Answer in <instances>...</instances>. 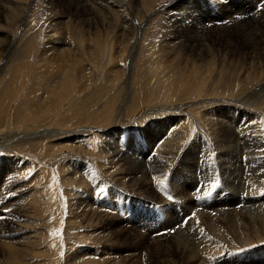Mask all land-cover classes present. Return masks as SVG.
Masks as SVG:
<instances>
[{
	"label": "rangeland",
	"instance_id": "1",
	"mask_svg": "<svg viewBox=\"0 0 264 264\" xmlns=\"http://www.w3.org/2000/svg\"><path fill=\"white\" fill-rule=\"evenodd\" d=\"M263 6L0 0V196L14 204L0 208L5 238L13 240L0 248V263L18 250L25 264H131L128 255L137 264H191L175 249L184 238L199 264H264L263 229L213 221L223 208L238 214L226 218L237 225L245 214L264 217ZM230 18L235 27L216 31L196 50L189 46L192 26L210 30L211 21L220 27ZM241 25L253 31L241 32ZM235 136L237 167L219 155L233 148ZM108 138L120 149L113 161L102 150ZM167 154L177 156L154 175L151 162ZM142 161L155 202L138 198L137 186L125 180ZM68 168L77 178H66ZM233 182L239 193L230 197ZM177 186H188L183 199ZM88 199L100 217L95 208L79 216L84 208L75 210L77 204ZM214 200L219 204H209ZM111 215L118 222L110 231ZM132 226L144 237L139 251L129 247L135 239L124 241ZM161 238L167 246L156 251L152 241Z\"/></svg>",
	"mask_w": 264,
	"mask_h": 264
},
{
	"label": "bare ground",
	"instance_id": "2",
	"mask_svg": "<svg viewBox=\"0 0 264 264\" xmlns=\"http://www.w3.org/2000/svg\"><path fill=\"white\" fill-rule=\"evenodd\" d=\"M254 2V1H253ZM257 7V6H256ZM255 7V8H256ZM264 7V6H263ZM262 7V8H263ZM239 9V8H238ZM244 10V9H243ZM242 11V10H241ZM247 12V11H246ZM250 12V11H249ZM240 13V12H239ZM257 13H260V12H256L255 14V16L253 15V17H257V16H260L261 15V13L260 14H257ZM244 14V13H243ZM192 15V14H191ZM237 15V14H236ZM208 16V15H207ZM175 17V16H174ZM186 17V16H185ZM236 17V16H235ZM238 17V16H237ZM252 17V18H253ZM254 18V19H255ZM187 19V18H186ZM193 19V18H192ZM234 19L235 18H230L229 19V21H227V22H223L221 25L222 26H217V24H215L214 25V22H210V24H211V29L210 30H207V29H200V28H196V27H193L192 26V29H191V31H189L188 32V36L190 37L191 36V38H190V44H189V46H191V47H195V50H196V47H201L202 45H203V42L205 41V40H207L209 37H211L212 35H214L215 34V32L216 31H219V30H222V31H226V30H228L230 27H233L234 26ZM190 20V19H189ZM236 20V19H235ZM264 20V19H263ZM200 21V20H199ZM196 25H198V24H196ZM235 26H236V24H235ZM234 26V27H235ZM240 26V25H239ZM239 26H237L238 28H239ZM252 25H245V26H242L241 25V32H248V31H253V29H252V27H251ZM219 27V28H218ZM246 27H248L247 29H246ZM186 29V28H185ZM187 33V31L185 32V34ZM187 35V34H186ZM187 38V37H186ZM181 43V42H180ZM188 45V44H187ZM185 47V46H184ZM23 78V77H22ZM145 85V84H144ZM186 90V89H185ZM140 93H141V90H140ZM137 98V97H136ZM158 100V99H157ZM26 104V103H25ZM152 104V103H151ZM170 110V109H169ZM155 111H157V109L155 110ZM53 118V117H52ZM44 121V120H43ZM220 121V120H219ZM219 121H218V123H219ZM222 122V121H221ZM224 124V123H223ZM222 125V124H221ZM220 126V125H219ZM227 126H228V124H227ZM222 127V126H221ZM231 127V126H230ZM222 129V128H221ZM220 129V130H221ZM47 130H49V129H47ZM60 131V130H59ZM97 131V130H96ZM233 131H234V133L235 134H238L236 131H235V129H233ZM46 132V134H47V131H44V132H42V131H40V135L41 134H44ZM228 132H231V130L230 129H228V130H226V133H228ZM38 134V133H37ZM165 134V133H164ZM234 134V135H235ZM111 135V134H110ZM102 136V135H101ZM100 137V136H99ZM162 137V136H161ZM105 138H107V137H105ZM230 138H232V135L230 136ZM104 139V138H103ZM105 140V139H104ZM236 140V141H235ZM235 140H231V145H230V147H233L231 150H226L225 148V150L224 151H222V153H219V155L222 157V158H226L227 159V162H231L232 163V166L233 167H237V161L239 160V159H241V155L239 156L238 154H239V152H240V154H241V151H239V142L237 143V136H235ZM108 141H110V139L108 138V139H106V144L104 145V147H102L103 149V151H104V153L106 154H108L109 153V155H112V156H110L111 157V161H113L115 158H117L118 156H119V152L120 151H118V150H120L119 148H118V146H115L114 144H112V142H108ZM239 141V140H238ZM249 141V140H248ZM227 143V142H226ZM215 145H216V143H215ZM223 146V145H222ZM164 147H165V145H164ZM219 147V146H218ZM169 148V147H168ZM247 148V147H246ZM194 149V148H193ZM189 150V149H188ZM189 151H191V153H193V154H195V151L194 150H189ZM221 151V150H220ZM160 152V151H159ZM174 154V153H173ZM172 154V156H170V157H168L169 155L167 154V156L166 157H168L167 159H165V160H162V159H158V158H155V159H153L154 161H152L151 163L152 164H150L151 165V168H152V170H153V174L155 175L156 173H162V171H163V167H168V166H170V160L169 159H172V158H174V157H176L177 156V154L176 155H173ZM141 156V155H140ZM147 156V155H146ZM191 155H189V156H187L186 157V159H184V157L182 158V159H184L183 160V162L186 164L187 163V165L189 164V162H188V157H190ZM66 158V157H65ZM108 158V157H107ZM164 158V157H163ZM125 159H127V158H125ZM118 160V159H117ZM160 160V161H159ZM146 161V160H145ZM145 161H142L141 163H138L136 166H134L133 167V169H131V170H129L128 171V173H126V177H125V180H127V181H129V187H131V188H133V187H136L137 186V188H138V190H137V194H138V198H144V199H147V200H149V201H153V202H155L154 200H156L157 199V196H155L154 195V192H153V190L151 189V184L149 183V181L146 179V173H145ZM239 161H241V160H239ZM129 162V161H128ZM147 163V162H146ZM160 163V165L159 166H157V167H155V164H159ZM183 163V164H184ZM230 163V164H231ZM135 164V163H134ZM133 164V165H134ZM148 164V163H147ZM226 164H228V165H230L229 163H226ZM225 164V165H226ZM240 164V163H239ZM172 165V164H171ZM253 165V164H252ZM131 166V165H130ZM185 167V166H184ZM232 167V168H233ZM186 168V167H185ZM68 169H71L72 171L74 170V168H68ZM83 169V165H82V167H81V170ZM123 169H125V168H123ZM151 170V169H150ZM228 170V169H227ZM233 170L234 171H232V174L234 175V172L236 171L234 168H233ZM239 171V170H238ZM225 174V173H224ZM230 175V174H229ZM69 176L70 177H66L67 179H71V180H74L75 179V177L77 176L76 175V173L73 171V173L71 172L70 174H69ZM225 176V175H224ZM228 177V176H227ZM77 178V177H76ZM225 178H226V176H225ZM245 178V177H244ZM247 179V178H246ZM237 180V179H236ZM188 181V180H187ZM226 182V181H225ZM232 182V181H231ZM230 182V183H231ZM248 182H249V179H248ZM250 182H251V180H250ZM249 182V183H250ZM117 183H118V181H116V185H117ZM124 183L125 182H123V183H120V184H122L123 186H124ZM252 183V182H251ZM126 184V183H125ZM118 185H119V183H118ZM117 185V186H118ZM185 185V184H184ZM187 185H188V183H187ZM126 186V185H125ZM230 186V187H229ZM228 187L229 188H227L228 190H231L232 188V190L231 191H229V193H230V197H234L235 196V194H237V192L238 191H234L235 190V187L237 186V183H235V182H233L232 183V185H229ZM252 186V185H251ZM8 187V186H7ZM130 188V189H131ZM187 188H188V186L186 187V186H177V188H175L176 190H177V192H178V189L179 190H181V191H179L178 192V198L180 199H183L184 198V191L183 190H186L187 191ZM250 188V187H249ZM226 189V190H227ZM12 190V189H11ZM250 190V189H249ZM252 190V189H251ZM12 191H15V190H12ZM11 191V192H12ZM254 191V190H253ZM9 192V191H8ZM7 192V193H8ZM5 193V192H4ZM134 193V192H133ZM135 193V194H136ZM239 193V192H238ZM136 194V195H137ZM242 194V193H241ZM5 195V194H4ZM4 195H2L1 194V196H0V208L1 209H5V207L6 206H8L9 205V203H11V202H8L6 199H5V197H6V195L4 196ZM9 196H11V194H8ZM177 195V194H176ZM218 197V196H217ZM240 197V196H239ZM27 198V197H26ZM137 198V199H138ZM161 198V197H160ZM15 199H17V198H15ZM159 199V198H158ZM4 200H6L7 202L5 203V205L3 204L4 203ZM140 200V199H139ZM263 200V199H262ZM88 201H89V199L88 200H83L82 202H81V204L80 203H78L77 204V208L75 209V210H79V209H81L82 207L84 208V214L83 213H81L82 215H79V216H85L88 212H90V210H88V209H94V212H93V214L96 216V217H100V215H99V211L98 210H96V207H92L91 205H90V203H88ZM13 202V201H12ZM16 202H18V201H16ZM84 203V204H83ZM157 203V202H156ZM224 203V202H223ZM259 203V202H258ZM185 204V206L184 207H186L187 208V206H190V202H189V200H185V201H183V205ZM209 204H211V205H218L219 203H216V201L214 200V201H209ZM253 204V203H252ZM14 204H10L9 206H13ZM80 205V206H79ZM84 205V206H83ZM130 205V204H129ZM131 205H134V204H131ZM224 205V204H223ZM222 205V206H223ZM234 205V204H233ZM19 206V205H18ZM100 206V205H99ZM219 206H221V205H219ZM15 207V206H14ZM74 207V206H73ZM128 207V206H127ZM230 207V206H229ZM257 207V206H256ZM260 207V206H259ZM75 208V207H74ZM73 208V209H74ZM97 208H98V206H97ZM231 208V207H230ZM254 208H255V206H254ZM212 209V208H211ZM113 211L115 210L114 209V207H113V209H112ZM262 210V209H261ZM82 211V212H83ZM103 211V210H102ZM124 211V210H123ZM237 211V210H236ZM260 211V210H259ZM255 212V211H254ZM124 213V212H123ZM219 213H220V215H221V217H219L217 220H213L214 221V223H221V224H223V223H227L228 225H229V223H230V227H240V225H241V227L244 229V226H246V225H249V224H252L253 225V227H254V229L256 228V227H260V229H263L264 230V217H257V216H254V217H256V218H253L252 216L253 215H251L250 214V216L249 215H242L241 216V218L239 219V223H238V225H237V221L238 220H232V223L230 222V221H227V219L226 218H228L229 217V215H233V214H235L236 215V217H237V215L238 214H236L233 210L232 211H229V210H227L226 208L224 209H220V211H219ZM261 213H263V211L261 212ZM260 213V214H261ZM78 215V214H77ZM76 215V216H77ZM228 216V217H227ZM262 216V215H261ZM73 217V216H72ZM111 217V218H110ZM109 217V219H108V217L107 218H104V219H108V226L111 224V223H116V222H118L117 221V219L118 218H116V217H114V216H110ZM170 217V219H168ZM210 217V216H209ZM74 218H76V217H74ZM116 218V219H115ZM167 218V220H163V221H159L158 223H165L166 221H169V220H171L173 217L172 216H168V217H166ZM206 219V218H205ZM232 219H233V217H232ZM98 220V219H97ZM99 220H100V218H99ZM230 220V219H229ZM243 220V221H242ZM245 220V221H244ZM236 221V222H235ZM103 222H105V220L103 221ZM110 223V224H109ZM240 224V225H239ZM209 225V224H208ZM227 226V225H226ZM111 227H112V225H110V231L112 230L111 229ZM133 227V229H131V230H128V229H126L125 228V230L123 231L124 233V235H126L125 236V239H124V241H127L128 239L130 240V239H135V241H133L134 242V244H133V246L131 245V246H129V247H134V249L136 250V251H139V248H140V246H141V248L143 247V240H144V237L143 236H135V232L133 231L134 229H135V226H132ZM211 227V226H210ZM212 227H214V226H212ZM217 227V226H216ZM215 227V228H216ZM219 227V226H218ZM223 227V226H222ZM221 227V228H222ZM220 228V229H221ZM12 229H14V228H12ZM130 229V228H129ZM209 229V228H208ZM217 229V228H216ZM259 229V228H258ZM236 230V229H235ZM237 230H238V228H237ZM220 232H221V230H219ZM244 231V230H243ZM8 233H9V229H8V224H6V223H0V248L2 247V248H10L11 247V244L13 243V240L12 239H9V238H5V237H7L8 236ZM137 233V232H136ZM180 233V232H179ZM214 233V232H213ZM15 234V233H14ZM156 234V232H151L150 231V233H148L147 235H152V236H154ZM13 235V234H12ZM34 235V234H33ZM37 235V234H36ZM106 235V234H105ZM213 236H214V234H213ZM4 237V238H3ZM135 237V238H134ZM214 237H216V236H214ZM177 238H178V236H177ZM217 238V237H216ZM25 239V238H24ZM32 239H34L33 237H32ZM188 239V238H187ZM215 239V238H214ZM183 240H185L184 238H183ZM183 240L181 239V241H179L176 245H175V249L177 250V251H179L180 252V256L182 257V259H183V261H184V263H185V260H186V258H188V259H192L191 260V264L192 263H194V264H199L198 263V261L200 260H198V256H196V255H194V256H196V260H193V255L192 254H194V250H193V247L192 246H190V245H188V244H186V243H184L183 242ZM20 241H21V239H20ZM172 241H174V240H172ZM188 241V240H187ZM16 242H17V240H16ZM16 242H14V243H16ZM23 242V241H22ZM32 242H34L35 243V241H32ZM189 242H190V240H189ZM17 243H19V242H17ZM115 243H117V242H115ZM121 243H124L123 241L121 242ZM121 243H119V244H121ZM132 243V242H131ZM176 243V242H175ZM188 243V242H187ZM27 244V243H26ZM164 245V246H167V242H166V240H164L163 238H161V239H154L153 241H152V244L151 245H154V247H153V249L154 250H156L157 251V249H159L158 247H159V245ZM174 244V243H173ZM190 244V243H189ZM192 244V243H191ZM193 245V244H192ZM128 246V245H127ZM27 247V246H26ZM24 248V247H23ZM29 248V247H28ZM124 248V247H123ZM12 249L13 250H15L14 249V246H12ZM40 249V248H39ZM126 249V248H125ZM116 250V249H115ZM167 250H173L174 251V249H173V247H168V249ZM81 251H83V250H81ZM159 251V250H158ZM17 252H18V250L16 251V252H14V251H12L11 252V254H13V253H15V254H13V256L15 257V258H9V259H7V260H9V261H11L12 262V264H25L24 262H25V260L23 259V253L22 254H20V255H22V256H20V255H16L17 254ZM28 252V251H27ZM80 252V251H79ZM78 252V253H79ZM132 253H133V251H131ZM87 252H81V255H85ZM27 254H30V253H27ZM112 254H114V252L112 253ZM157 254H159V256H161V251L160 252H158ZM169 254V252H164V255H168ZM172 254V253H171ZM184 256H183V255ZM10 255V254H9ZM87 255V254H86ZM91 255V254H90ZM109 255H111L110 253H109ZM116 255V254H115ZM120 255V254H119ZM12 256V257H13ZM134 256V255H133ZM40 257V256H39ZM118 257V256H117ZM128 261H130L131 262V264H137L136 263V261L135 260H133V258H132V255H128ZM89 258V257H88ZM200 258V257H199ZM195 259V258H194ZM9 261H7V264H11ZM151 261V260H150ZM113 262V261H112ZM27 263V262H26ZM83 263V262H82ZM150 263V262H149ZM1 264V263H0ZM30 264V263H29ZM36 264H39V261L36 263ZM92 264H93V262H92ZM112 264V263H111ZM130 264V263H129ZM201 264V263H200ZM245 264V263H244Z\"/></svg>",
	"mask_w": 264,
	"mask_h": 264
},
{
	"label": "snow or ice",
	"instance_id": "3",
	"mask_svg": "<svg viewBox=\"0 0 264 264\" xmlns=\"http://www.w3.org/2000/svg\"><path fill=\"white\" fill-rule=\"evenodd\" d=\"M216 185H213V187H215ZM101 191H103V190H101ZM262 194H264V193H262Z\"/></svg>",
	"mask_w": 264,
	"mask_h": 264
}]
</instances>
